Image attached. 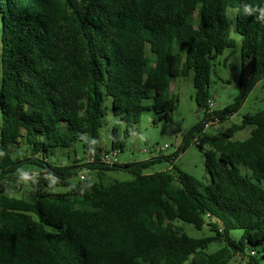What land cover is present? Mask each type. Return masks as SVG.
Listing matches in <instances>:
<instances>
[{"label":"trees","instance_id":"trees-1","mask_svg":"<svg viewBox=\"0 0 264 264\" xmlns=\"http://www.w3.org/2000/svg\"><path fill=\"white\" fill-rule=\"evenodd\" d=\"M245 4L264 0H0V264H264V108L226 131L204 130L237 112L264 76V23ZM233 29L242 35L240 91L211 108L212 60L236 45ZM191 72L204 115L183 146L103 162L106 97L130 133L146 112L170 120L173 78ZM245 126L250 135L235 138ZM190 137L210 145L207 182L175 165L148 170L176 158ZM78 140L84 159L55 158ZM22 145L26 154H15ZM122 147L114 125L112 149ZM25 163L40 169L18 197L12 192L32 172ZM110 170L134 176L109 179ZM181 222L214 234L191 236Z\"/></svg>","mask_w":264,"mask_h":264},{"label":"rangeland","instance_id":"rangeland-1","mask_svg":"<svg viewBox=\"0 0 264 264\" xmlns=\"http://www.w3.org/2000/svg\"><path fill=\"white\" fill-rule=\"evenodd\" d=\"M236 11L229 9V19L231 26L234 27ZM2 15L0 13V78L2 70L1 50H2ZM232 37L236 40V45L227 47L224 51L217 55L212 60L211 71V86L210 97L215 103L213 108L221 109L235 100L236 95L240 91V79L242 74V35L236 31H232ZM195 87L193 84V72L187 76H179L173 78L171 84V95L176 99V106L172 112L171 119L166 120L160 118L159 112H146L141 117V120L135 124L130 133L126 132V123L121 121L120 116L116 115L112 110V99L107 96L104 101L105 118L102 128L101 145L104 150L113 152L112 149V128L114 125L119 127L120 141L123 147L118 154L119 162H135L146 160L152 157L169 156L179 150L185 141L189 131L197 126L203 119L204 111L196 102ZM264 108V76L261 78L255 88L248 94L244 103L239 110L232 114L228 119L221 120L210 124L206 128L208 134H214L218 131H226L232 125H240L243 122V117L247 113H255ZM0 125H1V109H0ZM251 126H245L243 129L235 133V138L245 139L250 135ZM168 145L167 147H165ZM163 148V149H162ZM210 149L209 144H205L203 149H200L194 143V138L190 137L189 144L184 151H180L173 160H161L155 163L148 170H170L182 169L204 182L208 181V172L205 167V151ZM26 154V147L22 145L16 149L15 154ZM20 155L22 158L23 156ZM79 156L85 158L87 151L83 146V140L75 142L73 148L58 147L55 151V158L62 163L69 162L73 157ZM23 169L36 172L40 167L35 163L23 164ZM80 169V168H79ZM28 172V173H32ZM109 179L126 180L133 178V174L125 170H110L108 171ZM27 177V179H25ZM21 179V186L16 191L12 192L15 196L30 189V178L25 175ZM79 178L78 174L69 178V183L76 182ZM8 180L4 181L7 182ZM8 181L6 184L11 189L12 185ZM18 187V186H17ZM57 190H66L67 186L59 185ZM184 224L185 231L191 236L203 237L214 234L208 226L202 229L195 228L192 224L181 222ZM182 226V225H181ZM243 231L237 229L233 231L236 237H240ZM219 244H211L210 250H215Z\"/></svg>","mask_w":264,"mask_h":264},{"label":"built area","instance_id":"built-area-1","mask_svg":"<svg viewBox=\"0 0 264 264\" xmlns=\"http://www.w3.org/2000/svg\"><path fill=\"white\" fill-rule=\"evenodd\" d=\"M215 105V103L211 100L210 101V107L213 108V106ZM219 119L216 118V120H210L208 122L205 123V128L204 130H206L207 127H209L210 124H213L215 122H218ZM195 142H199V137H196L195 138ZM168 145H166L165 147H167ZM163 149V148H162ZM118 153L119 151H113L112 153L111 152H102L101 154V160L103 162H106V163H114L116 161H118ZM91 161H94V158L92 157L90 159ZM26 175H28V177L31 179V180H34L36 178V176L38 175L37 172H32V173H27ZM85 176L84 175H81V178H84Z\"/></svg>","mask_w":264,"mask_h":264},{"label":"clouds","instance_id":"clouds-1","mask_svg":"<svg viewBox=\"0 0 264 264\" xmlns=\"http://www.w3.org/2000/svg\"><path fill=\"white\" fill-rule=\"evenodd\" d=\"M243 12L249 16L255 15V18L259 22L264 23V7H260V6L253 7L250 4H245L243 7ZM25 179H27V177H25Z\"/></svg>","mask_w":264,"mask_h":264}]
</instances>
